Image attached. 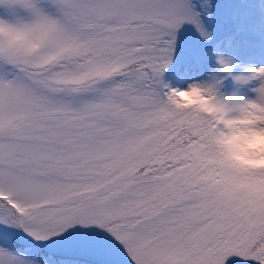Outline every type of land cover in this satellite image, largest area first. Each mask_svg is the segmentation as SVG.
Here are the masks:
<instances>
[{"label": "snow or ice", "instance_id": "1", "mask_svg": "<svg viewBox=\"0 0 264 264\" xmlns=\"http://www.w3.org/2000/svg\"><path fill=\"white\" fill-rule=\"evenodd\" d=\"M256 108L264 0H0V264H264Z\"/></svg>", "mask_w": 264, "mask_h": 264}, {"label": "clouds", "instance_id": "2", "mask_svg": "<svg viewBox=\"0 0 264 264\" xmlns=\"http://www.w3.org/2000/svg\"><path fill=\"white\" fill-rule=\"evenodd\" d=\"M183 100L191 107H201L205 101L199 93L185 94ZM264 111L260 108L241 122L230 125L229 134L222 138L221 145L226 160L238 169L264 172Z\"/></svg>", "mask_w": 264, "mask_h": 264}, {"label": "trees", "instance_id": "3", "mask_svg": "<svg viewBox=\"0 0 264 264\" xmlns=\"http://www.w3.org/2000/svg\"><path fill=\"white\" fill-rule=\"evenodd\" d=\"M249 264H251V262H249Z\"/></svg>", "mask_w": 264, "mask_h": 264}]
</instances>
